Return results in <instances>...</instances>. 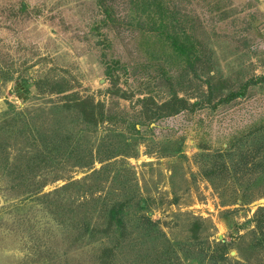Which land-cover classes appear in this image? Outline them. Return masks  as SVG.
<instances>
[{
  "label": "rangeland",
  "instance_id": "obj_1",
  "mask_svg": "<svg viewBox=\"0 0 264 264\" xmlns=\"http://www.w3.org/2000/svg\"><path fill=\"white\" fill-rule=\"evenodd\" d=\"M151 1L137 3L150 9ZM133 2L105 0L107 18L96 0H0V113L11 110L12 104L15 111H22L17 123L26 124L33 114L23 112L36 105L89 100L97 106L92 116L96 118L97 110L105 116L85 134L92 154L100 141L120 147L127 141L125 149L134 151L133 156L117 155L106 163L112 170L132 168L129 184L137 185V197L144 201L138 213L159 229L156 248L153 240L141 248L144 260L160 256L163 247L178 251L186 244L190 219L195 217L208 241L232 242L227 252L231 260L257 263L258 253L244 245L245 233L253 225L244 222L264 197L246 206L221 205L193 156L224 147L233 137L264 124V79L257 80L264 76V0L161 1L168 13L165 24L170 25L172 16L177 18L196 46L193 70L170 53L159 32L148 29L157 15L135 9ZM15 79L37 88L30 86L29 92L16 96ZM247 81L242 96L224 100ZM195 100L198 105L188 107ZM176 106L181 107L176 113L163 115ZM152 112L163 116L153 118ZM44 113L35 118L39 128L47 126ZM22 144L23 139L17 143ZM7 158L11 160L12 150ZM100 165L95 161L90 169L62 171L46 166L36 176L46 181L36 195L51 192L65 178H84ZM7 179L0 171V264H93V249L103 241L73 244L61 233L46 199L25 198ZM108 181L99 182L101 190L95 192L99 199L117 187V181L109 185ZM88 183L91 179L82 188ZM81 200L77 197L72 204ZM224 209L229 210L228 223L221 215ZM91 213L94 220V210Z\"/></svg>",
  "mask_w": 264,
  "mask_h": 264
},
{
  "label": "trees",
  "instance_id": "obj_2",
  "mask_svg": "<svg viewBox=\"0 0 264 264\" xmlns=\"http://www.w3.org/2000/svg\"><path fill=\"white\" fill-rule=\"evenodd\" d=\"M96 1L108 18V9L104 6L105 0ZM161 1L163 0H152L149 3L150 9L138 5L137 0H134L133 4L135 9L140 7V11L144 10L149 16L157 15L155 20L158 21L152 19L148 29L159 32L163 40L167 42L170 53L179 56L180 60L185 63V68L192 69L196 59V46L189 41V33H184L177 18L172 16L169 21L170 25L165 24L164 19L168 13L163 10ZM167 26L172 27L173 30L169 31ZM259 78L264 79V76L258 77L257 80ZM256 83V80L252 82V84ZM244 85L246 87L248 81L235 92H229L224 100L242 96L245 90ZM30 86L37 88L35 83H23L22 80L15 79L12 91L16 96H21L23 91L24 93L30 91ZM72 101L71 105L66 103L65 105L56 103H50L48 106L36 105L31 110L33 113L23 112V116L33 114V118H28L26 124L17 123V117L22 111H15L12 104L9 105L11 110L6 109L1 112L0 171L6 174L10 186L19 188L20 194H24L25 198L35 195V199H46L53 218L61 226V233L64 232L65 237H70L73 244L86 246L88 240L103 241L93 249V264H182L184 260L196 264H251L231 260L227 256L228 247L232 242L220 240L211 243L208 241V234H203L199 227L201 220L195 217L190 219L188 236L184 238L186 244H181L178 251H175L173 247H171L172 250L169 248L167 251L163 247L159 253L160 256L155 254L154 257L150 256L144 260L145 253L141 252V248L148 241L151 243L154 241L156 248L159 243L156 241L159 239V229L155 221H151L143 213H138L143 208L144 201L137 197V185L129 184L134 179L132 168L123 165L124 170L122 171L112 170L109 163H106L108 159L117 155L133 156L134 151L125 149L124 146L128 145L127 141L122 147L118 143L103 146L104 142L100 141L93 155L92 147L87 144L85 134L89 129L94 131L105 116L101 110L96 109V118H94L92 108H97V106L95 104L93 106L89 100L79 102L72 99ZM177 101L181 100L177 99ZM198 103L195 100L188 104V107L191 108ZM78 106L79 109H77ZM63 108L71 112L65 113L66 110H61ZM180 108L176 106L163 115L174 114ZM44 111L45 116L48 117L47 126L39 128L40 124L35 121V118L42 116ZM6 114L9 118L4 116ZM163 115L151 113L153 118ZM22 118L24 117L21 116ZM75 126H78L80 133L75 132ZM20 135L22 137L18 141ZM9 138L14 141H8ZM22 139L24 144L17 145ZM81 141H84V144ZM11 150L12 158L7 161V155ZM193 157L197 162V171L209 181L221 205L246 206L264 197V124L256 125L248 132L233 137V140L224 147L198 152ZM95 161L101 163L100 167L92 169L84 178L79 180L65 178L66 182L51 192L36 195L46 182L43 178H36V176L46 166L48 169H55L59 166L61 171L63 167L90 169ZM123 171L126 173L122 176ZM99 174L102 176L98 177ZM62 175L63 173L52 178H59ZM87 179H91V183L83 189V182ZM106 180L108 185L117 181V187L108 190L99 199L100 194L96 195L95 192L101 190L99 182L103 183ZM112 193H115L116 197H112ZM50 196L48 200L47 197ZM63 197H65L64 200ZM77 197H81L82 200L72 204ZM93 210L94 220L91 218ZM228 213V209H224L221 213L226 223H228ZM246 222H251L253 226L245 233L248 239L244 245L246 244L248 248L258 253L259 260L254 264H264V203L256 206L251 217L244 223ZM161 236L164 237L162 232ZM239 238L243 236L239 235ZM179 243L182 242L178 241L177 244Z\"/></svg>",
  "mask_w": 264,
  "mask_h": 264
}]
</instances>
